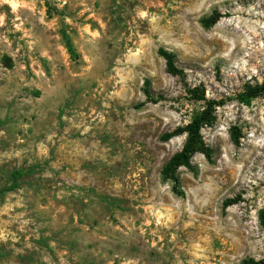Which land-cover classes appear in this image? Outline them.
<instances>
[{
  "label": "rangeland",
  "instance_id": "obj_1",
  "mask_svg": "<svg viewBox=\"0 0 264 264\" xmlns=\"http://www.w3.org/2000/svg\"><path fill=\"white\" fill-rule=\"evenodd\" d=\"M263 83L264 0H0V264H264Z\"/></svg>",
  "mask_w": 264,
  "mask_h": 264
},
{
  "label": "trees",
  "instance_id": "obj_2",
  "mask_svg": "<svg viewBox=\"0 0 264 264\" xmlns=\"http://www.w3.org/2000/svg\"><path fill=\"white\" fill-rule=\"evenodd\" d=\"M218 12H213L210 16L205 17L201 20V23L205 27L212 26L219 18ZM67 47L71 51V45L67 41ZM157 54L162 57L165 60L166 70L168 73H170L173 76H178L181 78L182 81H184L185 73L182 68L176 65L175 63V56L171 51H168L162 47H159L157 49ZM184 84V90L189 96L190 99L193 100H199L204 101L205 108L184 127V128H178L176 132L172 133H165L161 136L163 140H167L172 135L176 133H182L186 132V140L183 143L181 149L173 154L163 165L161 168V174L163 177L168 178L173 175L174 170L180 166H188L189 160L192 155V153L198 149L201 148L203 150V142L201 138V129L205 125H210L212 123V110L214 105H216V101L212 99H207L204 94L200 93V91L196 87H188V85L183 82ZM145 93H148V91L145 89ZM261 93H264V83L259 86H253L246 88L243 92L239 94V99L241 102L247 103L251 98H254ZM234 141H237L236 139ZM202 146V147H201ZM204 153L207 157H209V149L204 147ZM21 170H15L13 172V175H21ZM234 199H230L225 201L224 205H230L234 203ZM261 222L264 224V218L261 216ZM243 264H263L262 261L254 260L253 258L245 259L243 261Z\"/></svg>",
  "mask_w": 264,
  "mask_h": 264
}]
</instances>
